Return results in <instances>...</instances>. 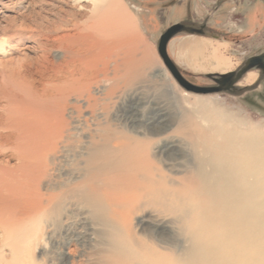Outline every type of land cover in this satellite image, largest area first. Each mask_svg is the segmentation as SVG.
<instances>
[{
	"label": "bare ground",
	"instance_id": "6f19581e",
	"mask_svg": "<svg viewBox=\"0 0 264 264\" xmlns=\"http://www.w3.org/2000/svg\"><path fill=\"white\" fill-rule=\"evenodd\" d=\"M106 1L53 0L66 7L56 15L62 22L69 19L71 30L44 18L36 20L37 30L21 24L10 37L22 40L26 34L34 45L27 49L39 54L2 64L0 79L30 80L37 97L62 104L53 138L32 108H12L0 93V147L19 140L20 167L34 181L6 213L0 207V264L191 263L200 248L187 226L186 205L199 197L210 200L205 229L218 233L209 258L234 256L240 236L264 239L263 128L207 101L171 119L172 130L162 110L140 122L136 105L127 107L122 119L111 116L116 95L142 75L123 80L124 87L119 82L132 57L123 40L115 41L119 30L110 19H99ZM53 50L60 54L51 57ZM67 96L81 101L88 113L81 116L82 106L73 104L71 129ZM33 160L37 165H30ZM102 174L110 180L90 183ZM138 217L141 233L133 224ZM163 218L177 227L184 246L166 232Z\"/></svg>",
	"mask_w": 264,
	"mask_h": 264
},
{
	"label": "rangeland",
	"instance_id": "374dc122",
	"mask_svg": "<svg viewBox=\"0 0 264 264\" xmlns=\"http://www.w3.org/2000/svg\"><path fill=\"white\" fill-rule=\"evenodd\" d=\"M40 1L0 0V71L1 65L6 62L20 60L23 55L33 57L39 54L38 49L32 52L27 49L28 45H34L27 40L26 34L22 40L10 38L14 32H19L17 30L20 29L21 24H29L28 26L33 30H37L34 24L40 19L48 18L54 22H62L59 21L56 14L60 10H65L66 7L54 3L53 0ZM106 2L108 7L99 12V19L101 22L106 17L110 19L115 30H119L115 32L118 33L114 36L115 41L123 40L125 51H128L129 56L132 57L131 65L125 69L126 75H122L119 82L124 87L123 80L128 81L132 75H142L140 80L126 88L123 94L116 95L114 105L110 109L111 116L122 119L121 116L124 115L127 107L136 105V120L138 122L151 118L152 113L156 110H162L167 115V121H171V119L176 118L177 120L185 116L184 114L191 111L190 108L195 102L207 101L229 111L237 112L241 117L246 118L245 120L249 124H258L264 130V79L260 85L255 87L251 84L255 81L256 75L249 73L239 83L242 86L240 92L195 95L184 91L165 68L157 52L158 40L168 27L179 22L191 21L189 12L186 14L179 8L174 13L172 6L160 10L155 5V0H107ZM220 3H222L220 11L211 17L209 24L214 33H219L218 35L222 36L220 41L217 37L197 39L180 36L170 40L167 47L168 56L182 77L197 87H212L211 76L237 69V66L244 60L264 52V0H213L211 8ZM243 8L245 12H242ZM249 8L258 14L257 20L253 19L252 26L249 25L251 23L248 17L250 12L247 13ZM53 17H57V20ZM69 22V19L64 18L62 28L71 30ZM216 23L221 26H215ZM184 41L187 42L185 45L182 44ZM59 54L57 50H53L51 57ZM117 54L119 55V53ZM0 93L10 101L12 108H32L42 125L50 126L51 135L54 138V133L57 134V110L58 106L62 104L60 100H45L37 97L30 89V80L23 82L17 77L0 79ZM65 102L69 106L65 111V120L70 124L69 129H71L76 117L75 114L70 115V107L73 104L82 106V102H76L73 96H67ZM1 104H3V100L0 101ZM81 109V116H87L88 113L83 109V106ZM168 125L171 126V130L174 128L172 121ZM170 135L175 141H180L177 135L172 133ZM14 145L17 147L15 150ZM180 148L176 144L175 149ZM22 152L24 149L21 147L20 141L15 139L11 140L8 146L0 147V207L5 213L9 210L10 203L17 199L21 200L27 189L34 187V181L27 178L24 175V170L20 167L21 162L18 155ZM178 156L180 155L178 154ZM30 165H37V161L33 160ZM164 167L167 168L168 165L165 163ZM110 176V174L108 176L102 174L90 183L95 182L101 185L102 182L109 181ZM259 197L264 198V190H260ZM207 199L209 198H191L186 205V208L190 209L187 226L189 225L190 235L196 243V247L200 248V254L193 256L191 263L187 264H264V239L261 235L240 236L242 242L234 246L237 249L234 256L225 257L216 254V257L209 258V251H211L218 233L214 232V228L205 229L206 225H210L208 217L211 216V208H208L210 200L207 201ZM140 220L141 218L138 217L135 218V222L133 221L136 226L135 230L139 233L142 232L138 225ZM167 221L166 218L162 219L163 224L168 225V227H164L166 232L169 230L170 236H175V240L179 241L178 245L184 246L183 238L177 227H171ZM0 243H2L1 239ZM35 255H38L37 251ZM165 262L171 264L169 259H166Z\"/></svg>",
	"mask_w": 264,
	"mask_h": 264
},
{
	"label": "flooded vegetation",
	"instance_id": "af4514ba",
	"mask_svg": "<svg viewBox=\"0 0 264 264\" xmlns=\"http://www.w3.org/2000/svg\"><path fill=\"white\" fill-rule=\"evenodd\" d=\"M178 24H181V28L173 35L172 39H175L176 37H180V36L185 37L188 35L203 36L209 39L212 37H217L220 39L222 37L221 35H218L219 33L218 34L214 33L211 27L206 28L205 25L202 23L194 24L185 21V22H179ZM253 58H257L260 61L252 62ZM247 62L248 64H246ZM249 73H254L256 75V79L251 85H254L255 87L260 85L261 81L264 79V52L244 60L240 65L237 66V69L228 71L226 73L214 74V76H211L210 79L212 80V87L222 88L223 92L221 93L240 92L241 91L240 88L242 86H240L239 83L243 81L247 76V74ZM225 75H228L229 77L227 78V80H220L222 82L221 84L222 87H221L220 84H218L217 82L218 76H225ZM229 82H231L232 84H226ZM246 86H250V85H246ZM233 89L236 90L234 91Z\"/></svg>",
	"mask_w": 264,
	"mask_h": 264
},
{
	"label": "crops",
	"instance_id": "0c3cea01",
	"mask_svg": "<svg viewBox=\"0 0 264 264\" xmlns=\"http://www.w3.org/2000/svg\"><path fill=\"white\" fill-rule=\"evenodd\" d=\"M171 2H175V3L172 4ZM212 4H213V0H155V5H157L158 8H160V10L165 8H170L172 6L171 8L174 10V13H176L177 9L180 8L183 11H185L186 14L187 12H189L188 14H191L190 15L191 21H187V22H191L194 24L202 23L205 25L206 28L210 27L209 24H210V19H212L211 17L220 11L221 9L220 6L222 5V3H220L219 5H215L213 8H211ZM242 12H245L244 8L242 9ZM248 12H250V15H248V17L251 22L249 25L252 26L253 25L252 21L254 22V20H257L258 14L257 12H255L250 8L247 10V13ZM215 26L220 27L221 25L216 23ZM185 37H193L197 39H202V38L209 39L203 36H195V35H188ZM186 43L187 42L184 41L182 44L185 45Z\"/></svg>",
	"mask_w": 264,
	"mask_h": 264
},
{
	"label": "water",
	"instance_id": "95a60500",
	"mask_svg": "<svg viewBox=\"0 0 264 264\" xmlns=\"http://www.w3.org/2000/svg\"><path fill=\"white\" fill-rule=\"evenodd\" d=\"M180 28H181V24H174L168 27L164 31V33L160 36L158 43H157L158 55L160 59L162 60L167 71L170 73L174 81L187 93H191L195 95H210V94H217V93L223 92L222 88L220 87L203 88V87H197V86L190 84L188 81H186L182 77L181 73L179 72L178 68L175 66L174 62L169 58L168 53H167L168 44L170 40L172 39L173 35L178 30H180ZM258 61L260 60L257 58L252 59V62H258ZM246 64H248V62ZM228 77H229L228 75L218 76V80H217L218 84H220V86L222 87L221 85L222 82L220 80H227ZM226 84H232V83L229 82ZM233 90L235 91L236 89H233Z\"/></svg>",
	"mask_w": 264,
	"mask_h": 264
}]
</instances>
